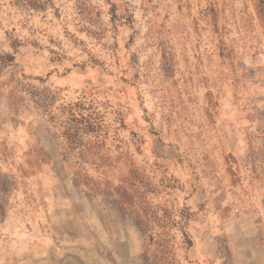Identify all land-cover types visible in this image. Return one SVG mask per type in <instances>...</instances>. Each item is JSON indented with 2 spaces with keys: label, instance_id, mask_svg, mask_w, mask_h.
<instances>
[{
  "label": "rangeland",
  "instance_id": "374dc122",
  "mask_svg": "<svg viewBox=\"0 0 264 264\" xmlns=\"http://www.w3.org/2000/svg\"><path fill=\"white\" fill-rule=\"evenodd\" d=\"M0 264H264V0H0Z\"/></svg>",
  "mask_w": 264,
  "mask_h": 264
}]
</instances>
